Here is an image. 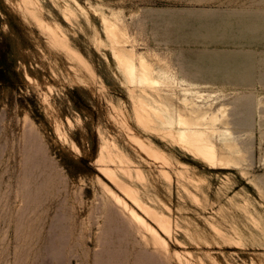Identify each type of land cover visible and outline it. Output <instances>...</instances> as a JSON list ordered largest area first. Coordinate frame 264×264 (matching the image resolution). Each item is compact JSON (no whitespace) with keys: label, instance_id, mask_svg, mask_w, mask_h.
<instances>
[{"label":"rangeland","instance_id":"rangeland-1","mask_svg":"<svg viewBox=\"0 0 264 264\" xmlns=\"http://www.w3.org/2000/svg\"><path fill=\"white\" fill-rule=\"evenodd\" d=\"M0 71V264H264V0H0Z\"/></svg>","mask_w":264,"mask_h":264},{"label":"bare ground","instance_id":"bare-ground-1","mask_svg":"<svg viewBox=\"0 0 264 264\" xmlns=\"http://www.w3.org/2000/svg\"><path fill=\"white\" fill-rule=\"evenodd\" d=\"M79 6V5H78ZM77 6V7H78ZM71 11V10H70ZM40 13V11H39ZM105 28L107 33L116 40V29L115 26L110 23L109 21H105ZM61 26V25H60ZM56 29V28H55ZM60 29V28H58ZM58 32V31H56ZM68 32V31H67ZM66 33V32H65ZM57 36V35H56ZM62 36V35H61ZM58 37V36H57ZM69 37V35H68ZM97 38V37H96ZM95 38V39H96ZM64 40V39H63ZM111 41V40H110ZM112 43V42H111ZM67 44V43H66ZM122 45V44H121ZM67 48V47H65ZM74 48V47H73ZM68 49V48H67ZM116 49V48H115ZM72 51V50H71ZM75 51V50H74ZM73 51V52H74ZM71 53V52H70ZM75 53V52H74ZM72 54V53H71ZM78 56V55H77ZM116 56V55H115ZM118 59L121 61L125 71L129 75V77L132 80H138L142 83H147L149 85H154L158 82L156 78L152 75V66H150L145 59H140L138 64L135 62V59L133 57V52L130 51H119L117 53ZM77 58V57H76ZM116 58V57H115ZM137 58V57H136ZM79 75V74H78ZM132 100V99H131ZM139 100V99H138ZM123 103V102H122ZM114 105V104H113ZM115 107V106H114ZM146 108V107H144ZM221 109V107H218L216 110H203L201 111L198 107H193L192 112L194 114L186 115L184 113H179L177 124L180 127V130L178 132V138L184 142V144L187 146V148L198 155L199 157H202L203 159L207 160L208 162L212 164H225L230 165L232 163V159L230 158H224L223 156L219 155L218 150L216 148L215 143L211 140L209 134H208V128L213 127L216 123V121L219 119L218 111ZM251 110V103L250 102H244L243 103V111L244 116L238 120V122L241 125L246 124L250 119L248 118V112ZM242 111V112H243ZM149 115V114H148ZM243 115V114H242ZM140 117V116H139ZM162 118V117H161ZM145 120V119H144ZM136 140L145 148L147 147L146 143L141 138H136ZM112 142V141H111ZM103 147V146H102ZM104 149V148H103ZM151 149V148H150ZM106 151V150H105ZM120 152V151H119ZM101 153V152H100ZM155 153V152H153ZM103 155V153H102ZM124 155V154H123ZM108 156V155H107ZM101 157V156H100ZM101 159V158H100ZM120 161V160H119ZM118 161V162H119ZM121 164V163H120ZM123 164V163H122ZM132 164V162H131ZM123 169V168H122ZM125 169V168H124ZM130 170V169H129ZM104 174L106 176L112 177L117 183V176L114 173L112 169L109 167L104 168ZM137 171V170H136ZM125 172V171H124ZM162 173V172H161ZM126 174V173H125ZM165 175V174H164ZM168 176V175H167ZM144 177V176H143ZM165 177V176H164ZM171 178V177H170ZM142 179V178H141ZM169 179V178H168ZM154 180V179H153ZM170 180V179H169ZM171 181V180H170ZM157 182V181H156ZM197 183V182H196ZM122 185V183H121ZM122 189L125 191V193L131 198V200L136 203L138 206L143 208L144 210L150 209L149 206L141 202V200L138 198V196L131 190L132 188H129L127 186H122ZM197 194V193H196ZM117 203L124 205V208H128L130 210V213L132 214V217H134L139 222L145 224V220L143 217L133 208H129L127 206V203L123 201L119 196H115ZM168 218V217H167ZM215 219V218H214ZM166 220V219H165ZM167 221V220H166ZM171 222V221H170ZM169 224V221H167ZM218 230V229H217ZM219 231V230H218ZM156 236L158 237V234L156 233ZM224 238V237H223ZM226 238V237H225Z\"/></svg>","mask_w":264,"mask_h":264},{"label":"trees","instance_id":"trees-1","mask_svg":"<svg viewBox=\"0 0 264 264\" xmlns=\"http://www.w3.org/2000/svg\"><path fill=\"white\" fill-rule=\"evenodd\" d=\"M1 72V71H0Z\"/></svg>","mask_w":264,"mask_h":264}]
</instances>
